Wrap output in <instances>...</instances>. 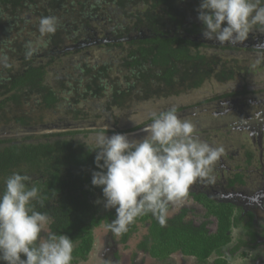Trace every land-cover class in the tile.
<instances>
[{
  "label": "trees",
  "instance_id": "trees-1",
  "mask_svg": "<svg viewBox=\"0 0 264 264\" xmlns=\"http://www.w3.org/2000/svg\"><path fill=\"white\" fill-rule=\"evenodd\" d=\"M0 1V193L11 173L27 174L29 187L39 189L43 205L33 203L37 211L47 213V229L73 240L72 264L92 252L95 229L105 226L113 235L108 225L115 209L104 207L102 186L91 183L93 171L100 169L96 152L85 142L96 132L106 125L108 136L121 133L139 139L151 119H144V125L131 121L137 104L195 93L209 81L221 88L212 94L205 91L207 97L200 103L164 105L161 111L175 107L182 119L190 120L192 110L212 101H231L243 112L252 100L251 109L264 112V48L257 47L264 45V33L256 30L235 46L206 40L197 18L200 0ZM44 17L58 20L55 34L40 33ZM208 48L215 51L209 54ZM13 111L18 114L10 118ZM8 122L14 128L3 132ZM250 140L252 147L246 151L243 146L242 163L227 166L228 161H217L210 173L218 172L217 178L190 187L186 198L203 206L206 221L195 225L186 220V208L167 216L163 227L151 214L143 215L129 225L128 233L119 235V243L126 245L142 224L147 232L138 246L157 261L171 264L173 256L181 254L197 264H229L238 250L250 246L243 240L233 244L245 208L235 202V194L218 200L212 193L223 187L243 191L251 174L263 170L260 165L245 171L259 157V141ZM220 173L229 178L227 185L217 180ZM212 217L217 224L213 232L208 222ZM252 219L247 227L253 226ZM249 232L256 240L254 229ZM110 253L121 258L117 250ZM217 255L221 259L216 260ZM212 257L216 261H210Z\"/></svg>",
  "mask_w": 264,
  "mask_h": 264
},
{
  "label": "clouds",
  "instance_id": "clouds-1",
  "mask_svg": "<svg viewBox=\"0 0 264 264\" xmlns=\"http://www.w3.org/2000/svg\"><path fill=\"white\" fill-rule=\"evenodd\" d=\"M197 12V18L203 24V37L214 44L235 46L246 41L256 30L264 33V0H200ZM57 28L55 17H44L39 21L42 35L55 34ZM257 47L264 48V45ZM206 51L211 54L215 49ZM202 89L200 92L207 97V83ZM187 93L194 95L193 90ZM218 102L212 101L208 105L216 106ZM227 104L225 109L231 108L232 103ZM234 107L235 116L232 117L238 120V105L234 104ZM240 114L251 118L250 121L245 119L244 125L259 141L263 168L259 174L264 177V155L261 157L264 124L258 118L251 122L253 118L248 111ZM227 115L223 118L231 120ZM130 119L144 125L140 119ZM144 119H151V123L146 124L147 135L143 139H129L121 133L108 136L105 125L85 142L90 151L96 152L95 164L100 169L93 171L91 183L102 186L104 207L115 209V218L108 225L114 236L126 233L137 217L148 214L165 226L169 204L186 198L190 187L198 180L209 178L221 155L223 161L231 156L222 154L223 147L200 139L194 124L182 119L175 107L151 111ZM236 124L239 128L240 124ZM29 181L30 177L20 172L4 178V189L0 193V262L72 264L73 240L66 234L47 229V213L37 211L33 203L39 201L43 205L39 200V189L29 187ZM256 192L229 191L225 187L220 190L221 194ZM237 195L234 199H238Z\"/></svg>",
  "mask_w": 264,
  "mask_h": 264
},
{
  "label": "rangeland",
  "instance_id": "rangeland-1",
  "mask_svg": "<svg viewBox=\"0 0 264 264\" xmlns=\"http://www.w3.org/2000/svg\"><path fill=\"white\" fill-rule=\"evenodd\" d=\"M216 90V92L219 90V87H216L214 84L210 83V81L207 83V94H212V92ZM194 95H188V93L183 94L181 97H174L171 99H168V101H160L159 103L155 102H149L146 105H140L137 104L136 107L139 109L135 110L134 113L132 114L131 117H135L136 119H140L141 122L144 120V117L147 116V114L151 111H156L159 112L158 110L161 111V108L164 105H169V104H177L179 106L183 104H190V103H200V100L204 97V95L198 91V92H193ZM197 94V95H196ZM230 103H232L230 101ZM229 104V103H228ZM228 104H226L228 106ZM226 105H221L220 102L216 106L213 105H205L201 107L200 110H195L191 112V114L187 115L192 123L195 122L198 126L196 135L199 136L200 139L209 142L210 144H213L215 146L223 147L224 151L222 154L225 155H231L229 158L226 157L227 166L231 165V163H234L237 161L238 163H242L243 158L241 155H244V149L243 146L245 145V150L249 147H252V142L250 140L249 134L247 130L245 129H239L237 127V122L238 120H235L232 118L231 120H228L230 124L229 125L227 122H224L222 120V115L225 117V107ZM249 110L248 114L252 117L257 110H252L251 108L254 106L252 103V100L249 101ZM229 107L235 108L233 105H230ZM18 113L14 112L8 116L14 117ZM239 114L240 111L236 112V118L239 119ZM231 116H235V112L233 115L228 114L227 119H230ZM245 117V116H244ZM246 120H249L251 118H246ZM132 121V119H131ZM9 125H6L8 124ZM4 124V131L3 132H10L14 126L11 125V122H8ZM240 124V122H238ZM229 125V126H228ZM17 130V129H16ZM18 131V130H17ZM147 135L145 131L142 132V134L138 135L137 138L142 139ZM264 155V152L261 150V157ZM221 164H223V159L222 155L220 156L218 160ZM264 161V159H263ZM261 158L255 157V160L253 159V164L250 165V167L246 168L245 171H247L249 168L251 170H256L258 166L260 167L261 165ZM244 164V163H243ZM224 166L225 168L227 166ZM262 169V167H260ZM220 179H217L219 182L224 183L227 185L229 183V178L224 176L223 173H220ZM210 176H215L217 178V175H210ZM248 183L244 186H242L243 191H248V192H254V191H261L262 194L264 191V177L263 175L256 173L251 174V177L248 179ZM263 189V190H262ZM238 194L237 198L240 199L242 197L239 196L240 193H234ZM243 196H251L248 193H244ZM244 199V198H243ZM241 199L244 203L246 202V198L243 200ZM172 205V209L168 211L167 216L172 217L174 215H177L180 213V211L183 208H186L189 210L188 215L186 217V220L193 221L195 225H200L204 221H206V218L204 216L205 214V209L203 206L199 203H197L193 199H187L184 198ZM254 208H256L258 211V214L260 213V216H264V203H259L258 199H256L254 205ZM209 224V230L213 232L216 228V223L215 219H211V221H208ZM139 230L133 235V237L130 239L128 242L131 250L126 251L124 250V247L121 243H119V236H114L111 235L108 231V228L105 226L99 227L95 229L94 235H95V242H94V247L92 249V252L88 256L86 260H80L79 264H105L109 261H113V254L110 253L109 250H114L119 252V257L117 261H114L111 264H134L135 261L139 258L140 264H164L160 263L159 261L154 260L148 255H145V252L143 253L142 251H138V245L140 242L143 240L144 236L146 235L147 232V227L139 224ZM264 232V223L261 224L260 228V233ZM114 240H113V239ZM233 244H235L238 240V235L236 232L233 233ZM112 240V241H111ZM136 247V248H135ZM110 248V249H109ZM137 252L139 254V257L136 258V255L134 253ZM241 254L242 249L238 250L236 254ZM107 254V255H106ZM243 254V253H242ZM244 257L245 255H241ZM240 256L236 257V261L234 264H244V258ZM215 257H212L210 261H213ZM171 264H196L195 260L183 256L181 254H175L173 256V259L170 260Z\"/></svg>",
  "mask_w": 264,
  "mask_h": 264
},
{
  "label": "flooded vegetation",
  "instance_id": "flooded-vegetation-1",
  "mask_svg": "<svg viewBox=\"0 0 264 264\" xmlns=\"http://www.w3.org/2000/svg\"><path fill=\"white\" fill-rule=\"evenodd\" d=\"M261 104L264 105V99L261 101ZM232 110H233V108L224 109L225 113H227V114H229V111L232 112ZM252 118L253 119L251 122H253V120L258 118V120L260 122H263V124H264V112L263 111H260L259 113L255 112L254 115L252 116ZM238 122H240L239 129L247 130L246 126L244 125L245 117L242 116L241 114H239ZM247 132H248L250 137H252V138L254 137L253 133H251L249 131H247ZM212 194H214V197L217 198L218 200H226L227 199L226 195H228V194H221L218 191H215ZM249 195H251V196H243V194H239V196L242 198L234 199L235 202L238 201V203L245 208L243 212L241 210V212L239 213V216H238L239 218L242 219V221L240 223L241 224L240 228H237L235 230L236 234L238 235L237 242L239 240H243V241H248L250 243L249 247L246 246L244 248L245 251L242 250L245 253V256L242 257L245 259L244 264H264V232L260 233L261 224L264 223V216H260V213L258 214L259 210H257L256 208L253 207L256 199H258L259 203H261V202L264 203V194H262L260 191H258L255 194H249ZM243 198L244 199L246 198L245 203L241 200ZM250 215H253V216H250ZM251 217H253V219H252L253 220V224H252L253 226L247 227L246 224L247 225L249 224V220H251ZM211 219L214 220L215 218L212 217V218H210V220ZM215 222H216V219H215ZM216 228H217V224H216ZM253 229H254V233L256 235V240L254 239V241H252L253 236L249 232V230H253ZM123 247H124V250H127V251L131 250L128 243L126 245H123ZM109 251H111V250H109ZM138 251H142L143 253L145 252L144 250L140 249L139 246H138ZM134 255H136V258L139 257V254H137V252L134 253ZM145 255H148V254L145 253ZM238 256H239V254H235L233 260L230 261L229 264H234V262L236 261V257H238ZM187 257L192 258L191 256H187ZM216 257L215 258L218 260V259H221L222 256L217 255ZM192 259H194V258H192ZM117 260H118V258L113 256V261H109L108 264H111ZM140 261L141 260L138 258L134 264H140ZM159 262L163 263L161 261H159ZM195 263H196V261H195ZM185 264H188V263H185Z\"/></svg>",
  "mask_w": 264,
  "mask_h": 264
},
{
  "label": "bare ground",
  "instance_id": "bare-ground-1",
  "mask_svg": "<svg viewBox=\"0 0 264 264\" xmlns=\"http://www.w3.org/2000/svg\"><path fill=\"white\" fill-rule=\"evenodd\" d=\"M111 1V0H110ZM167 1V0H166ZM1 2V1H0ZM14 2V0H13ZM137 2V1H136ZM172 2V1H171ZM170 3V2H169ZM34 4V3H33ZM14 5V4H13ZM187 5V4H186ZM178 7V6H177ZM147 12V11H146ZM184 12V10H183ZM144 16V15H143ZM146 19V18H145ZM186 19V18H185ZM131 21V20H130ZM2 23V22H1ZM145 27V26H144ZM190 28V27H189ZM163 31V30H162ZM154 38V37H153ZM143 39V38H142ZM148 39V38H147ZM192 40V39H191ZM176 41V40H175ZM174 41V42H175ZM180 42V40H179ZM184 42V41H183ZM187 43V42H186ZM195 44V43H194ZM199 45V44H198ZM154 47V46H153ZM185 48V47H184ZM223 48V47H222ZM243 48V47H242ZM251 51V50H250ZM128 52V51H127ZM156 54V53H155ZM191 54V53H190ZM136 55V54H135ZM231 69V68H230ZM11 75V74H10ZM42 75V74H41ZM154 75V74H153ZM165 75V74H164ZM221 75V74H220ZM135 76V75H134ZM203 80V79H202ZM168 81V80H167ZM149 83V82H148ZM88 87V86H87ZM24 88V87H23ZM146 90V89H145ZM51 94V93H50ZM234 94V93H233ZM197 95V94H196ZM110 97V96H109ZM53 103V102H52ZM27 104V103H26ZM194 104V103H193ZM129 107V106H128ZM32 108V107H31ZM39 108V107H38ZM19 118V117H18ZM21 121V120H20ZM22 123V122H21ZM132 129V128H131ZM135 129V128H134ZM110 132V131H109ZM118 132V131H117ZM38 138V137H37ZM10 142V141H9ZM213 205V204H212ZM219 205V204H218ZM211 206V205H210ZM219 207V206H218ZM212 209V208H211ZM222 210V209H221ZM225 210V209H224ZM105 211V210H104ZM214 211V210H213ZM106 212V211H105ZM109 213V212H108ZM106 214V213H105ZM220 214V213H219ZM235 215V214H234ZM104 222V221H103ZM235 222V221H234ZM233 222V223H234ZM101 224V223H100ZM219 228V227H218ZM128 233V232H127ZM60 234V233H59ZM181 235V234H180ZM127 236V235H126ZM122 237V236H121ZM182 238V237H181ZM224 238V237H222ZM227 238V237H226ZM231 238V237H230ZM113 239V238H112ZM183 239V238H182ZM208 239V238H207ZM217 239V238H216ZM114 240V239H113ZM227 240V239H226ZM112 241V240H111ZM199 241V240H198ZM202 241V240H201ZM144 242V241H143ZM212 243V242H211ZM129 244V243H128ZM203 245V244H202ZM151 246V245H150ZM204 246V245H203ZM198 247V246H197ZM200 247V246H199ZM207 247V246H206ZM211 247V246H210ZM136 248V247H135ZM82 249V248H81ZM189 249V248H188ZM200 250V249H199ZM210 250V249H209ZM127 251V250H126ZM188 251V250H187ZM193 251V250H192ZM202 251V250H201ZM168 254V253H167ZM199 256V255H198ZM204 256V255H203ZM225 256V255H224ZM203 258V257H202ZM257 258V257H256ZM217 260V259H216ZM215 260V261H216ZM221 263V262H220Z\"/></svg>",
  "mask_w": 264,
  "mask_h": 264
}]
</instances>
